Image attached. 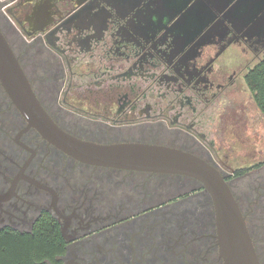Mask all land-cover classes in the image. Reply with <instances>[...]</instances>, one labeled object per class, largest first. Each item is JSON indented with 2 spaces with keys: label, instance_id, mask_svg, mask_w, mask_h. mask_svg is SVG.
Returning a JSON list of instances; mask_svg holds the SVG:
<instances>
[{
  "label": "flooded vegetation",
  "instance_id": "1",
  "mask_svg": "<svg viewBox=\"0 0 264 264\" xmlns=\"http://www.w3.org/2000/svg\"><path fill=\"white\" fill-rule=\"evenodd\" d=\"M0 29L64 132L213 166L264 264V163L222 154L264 59V0H0ZM13 234L48 239L60 253L47 264H226L200 179L79 160L29 124L0 79V236Z\"/></svg>",
  "mask_w": 264,
  "mask_h": 264
},
{
  "label": "water",
  "instance_id": "2",
  "mask_svg": "<svg viewBox=\"0 0 264 264\" xmlns=\"http://www.w3.org/2000/svg\"><path fill=\"white\" fill-rule=\"evenodd\" d=\"M0 79L29 124L79 160L104 165L180 172L200 179L214 203L221 253L225 263L260 264L244 215L229 184L208 162L189 152L164 145L135 143L102 145L82 141L64 132L42 107L1 29Z\"/></svg>",
  "mask_w": 264,
  "mask_h": 264
},
{
  "label": "rangeland",
  "instance_id": "3",
  "mask_svg": "<svg viewBox=\"0 0 264 264\" xmlns=\"http://www.w3.org/2000/svg\"><path fill=\"white\" fill-rule=\"evenodd\" d=\"M244 86L239 101L245 102V111L239 110L238 128L224 142L222 154L226 160L225 156H229L227 161L232 166L252 168L264 163V114L255 103L252 90Z\"/></svg>",
  "mask_w": 264,
  "mask_h": 264
},
{
  "label": "trees",
  "instance_id": "4",
  "mask_svg": "<svg viewBox=\"0 0 264 264\" xmlns=\"http://www.w3.org/2000/svg\"><path fill=\"white\" fill-rule=\"evenodd\" d=\"M248 85L254 101L264 114V59L248 75ZM240 170L239 172H243ZM58 243L60 239H53ZM50 241L43 238L24 237L13 234L0 236V264H47L46 259L55 260L57 250H50Z\"/></svg>",
  "mask_w": 264,
  "mask_h": 264
}]
</instances>
